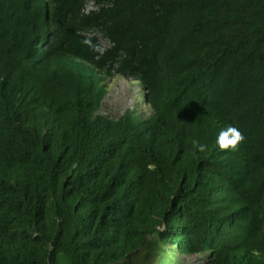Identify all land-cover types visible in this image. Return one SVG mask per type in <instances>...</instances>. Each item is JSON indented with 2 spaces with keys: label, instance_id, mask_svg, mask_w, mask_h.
<instances>
[{
  "label": "trees",
  "instance_id": "obj_1",
  "mask_svg": "<svg viewBox=\"0 0 264 264\" xmlns=\"http://www.w3.org/2000/svg\"><path fill=\"white\" fill-rule=\"evenodd\" d=\"M89 1L0 0V264H264V0Z\"/></svg>",
  "mask_w": 264,
  "mask_h": 264
},
{
  "label": "rangeland",
  "instance_id": "obj_2",
  "mask_svg": "<svg viewBox=\"0 0 264 264\" xmlns=\"http://www.w3.org/2000/svg\"><path fill=\"white\" fill-rule=\"evenodd\" d=\"M108 96L99 112L100 115L112 120H118L128 111H133L139 105L141 113L149 111L147 103L142 98V89L129 78L117 75L107 80ZM184 264H208L206 257L183 256Z\"/></svg>",
  "mask_w": 264,
  "mask_h": 264
},
{
  "label": "clouds",
  "instance_id": "obj_3",
  "mask_svg": "<svg viewBox=\"0 0 264 264\" xmlns=\"http://www.w3.org/2000/svg\"><path fill=\"white\" fill-rule=\"evenodd\" d=\"M100 8L95 5V2L90 0L89 3L82 8V13H89L91 11H99ZM93 35H88L91 37ZM99 37V35L97 36ZM101 49H107L111 47V44L107 40L100 38ZM245 137L234 125H226L220 129L215 138V145L220 151H236L240 143L244 141ZM197 148L200 152H204L207 148L206 144L197 143Z\"/></svg>",
  "mask_w": 264,
  "mask_h": 264
},
{
  "label": "bare ground",
  "instance_id": "obj_4",
  "mask_svg": "<svg viewBox=\"0 0 264 264\" xmlns=\"http://www.w3.org/2000/svg\"><path fill=\"white\" fill-rule=\"evenodd\" d=\"M76 87V86H75Z\"/></svg>",
  "mask_w": 264,
  "mask_h": 264
}]
</instances>
